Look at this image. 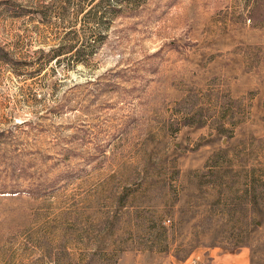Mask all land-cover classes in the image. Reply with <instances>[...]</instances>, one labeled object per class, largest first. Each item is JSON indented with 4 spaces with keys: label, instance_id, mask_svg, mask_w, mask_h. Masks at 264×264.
<instances>
[{
    "label": "rangeland",
    "instance_id": "rangeland-1",
    "mask_svg": "<svg viewBox=\"0 0 264 264\" xmlns=\"http://www.w3.org/2000/svg\"><path fill=\"white\" fill-rule=\"evenodd\" d=\"M82 1L0 0V264H264V0H143L36 72Z\"/></svg>",
    "mask_w": 264,
    "mask_h": 264
},
{
    "label": "trees",
    "instance_id": "trees-1",
    "mask_svg": "<svg viewBox=\"0 0 264 264\" xmlns=\"http://www.w3.org/2000/svg\"><path fill=\"white\" fill-rule=\"evenodd\" d=\"M143 0H85V6L78 4L73 12L68 11L67 4H61L57 18L61 24L68 25V29L79 26L80 30H90L92 34L91 43L84 38H69L67 34L63 40L52 46L46 55H43L36 72H41L50 63L60 66L64 63L66 68L77 65L88 66L97 48L105 39V33L112 20L124 13L133 15V10L141 5ZM38 22L42 25L48 24V13L39 12ZM90 26V28H89ZM44 54L42 51L40 52Z\"/></svg>",
    "mask_w": 264,
    "mask_h": 264
}]
</instances>
